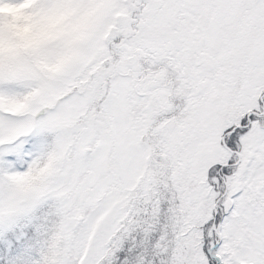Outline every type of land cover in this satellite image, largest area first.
Masks as SVG:
<instances>
[{
	"label": "snow or ice",
	"instance_id": "obj_1",
	"mask_svg": "<svg viewBox=\"0 0 264 264\" xmlns=\"http://www.w3.org/2000/svg\"><path fill=\"white\" fill-rule=\"evenodd\" d=\"M0 264H264V0H0Z\"/></svg>",
	"mask_w": 264,
	"mask_h": 264
}]
</instances>
